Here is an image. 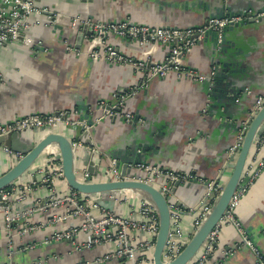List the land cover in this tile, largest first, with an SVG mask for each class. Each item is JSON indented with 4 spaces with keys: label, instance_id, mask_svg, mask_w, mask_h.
Segmentation results:
<instances>
[{
    "label": "crops",
    "instance_id": "1",
    "mask_svg": "<svg viewBox=\"0 0 264 264\" xmlns=\"http://www.w3.org/2000/svg\"><path fill=\"white\" fill-rule=\"evenodd\" d=\"M36 6L53 12L52 19L41 15L28 34L38 47L14 42L0 49V126L32 114L48 115L63 110L79 119L82 105L88 107L89 113L100 102L114 106L120 95L139 85L142 74L133 67L89 58L101 41L133 61L156 63L168 54L167 46L153 42L140 44L111 35L102 40L92 38L81 33L84 24L71 27L74 17L93 22L126 20L161 28H198L205 25L212 14L224 19L248 12L241 26L226 30L228 48L224 56L219 57L211 37L204 36L182 60L183 70L204 76H208L212 68L216 69L212 63L215 57L228 66L229 75L237 79L246 92H240L237 100L227 105L226 112H223L224 107L216 106L214 98L211 100L209 78L193 82L171 72L164 79L147 81L127 102L133 120L138 116L134 128L115 111L113 118L104 120L96 128L95 139L88 136L108 153L144 146V156L150 165L192 176L191 180L180 182L171 194L172 202L184 209L181 225L188 239L194 219L189 209L204 195L202 182L220 173H223V181L227 179L229 171L223 170L226 152L236 141L240 121L246 120L256 99L264 95V0H37ZM251 19L260 20L252 22ZM58 127L67 137L77 138L71 126ZM24 136L35 142L41 133L26 131ZM53 154H57V149L50 146L33 171L16 184L39 182L38 171L47 166L46 159ZM262 161L264 137L254 145L247 165L255 169ZM15 162L13 153L0 149V175ZM82 168L77 162V169ZM156 181L163 183L165 179L159 177ZM53 187L59 194L69 191L61 180ZM47 193L44 188H34L32 196L21 203L23 207L14 204V210L23 212L36 208ZM117 197L114 214L142 220L139 197L123 193ZM98 208L92 213L100 214L102 208ZM55 212L54 215L61 216L63 211ZM52 214V211L34 212L28 219L21 220L22 223L13 225L11 235L1 230L0 220V264H122V259L113 256L116 244L84 248L82 245L88 238L84 233L45 244L52 233L65 231L77 223L74 220L53 222ZM235 219L264 261V166L240 200ZM28 221L33 225L44 224L25 234L15 233ZM149 239L144 233H136L133 238L136 245ZM139 264H150V257L141 258ZM204 264H256V259L251 249L242 243L236 228L223 220L218 225L216 245Z\"/></svg>",
    "mask_w": 264,
    "mask_h": 264
},
{
    "label": "built area",
    "instance_id": "2",
    "mask_svg": "<svg viewBox=\"0 0 264 264\" xmlns=\"http://www.w3.org/2000/svg\"><path fill=\"white\" fill-rule=\"evenodd\" d=\"M36 4L37 0H0V49L14 42H21L26 46L34 45V40L28 35L33 28L34 22H36L41 15L47 16L46 14L53 13L47 9L38 8ZM247 13V11H243L241 16L226 17L219 20L210 19L205 25L198 28H161L147 24H132L128 21H96L92 23L89 20L84 21L78 16L72 18V28H76L79 24H84L86 28L92 25V31L94 33L92 38L96 37L95 33L100 35L99 37L97 36L99 40L111 35L128 41H137L140 44L153 42L162 46H167L169 50L167 56L161 62L153 63L149 60L133 61L129 58H125L115 48L101 41L99 48L93 50L89 54L90 59L103 60L109 64H124L131 66L138 73L142 74V81L139 85L131 87L127 92L120 95L117 99V103L114 106H109V109H106L107 105L104 102L98 103L94 110L100 112V116L95 122L97 123L100 120L113 117L117 114L115 111H119V117L126 123H131L134 117L128 112L126 105L127 102L134 97L137 89L145 86L147 81L156 78L164 79L171 72L184 75L193 82L204 81L208 78L212 79L215 75V68H212L208 76L200 75L192 70H183L182 60L184 55L209 31L215 33L218 37V41H220L223 30L229 25L242 22L246 18ZM80 31L82 33L83 30ZM263 103L264 95L256 99L248 118H250ZM60 125L82 127L85 130L89 129L85 120L78 119L72 116L69 111L63 110L58 112L57 115H30L15 120L6 126H0V136L19 133L29 129L44 128L46 130H53ZM245 127L246 120L241 123L236 141L228 148L223 166L233 162L232 159L235 158L242 143ZM74 145L78 147V149L81 148L80 142H75ZM4 151H6L7 154H12L6 149ZM91 152L95 153L96 148L92 147ZM53 155L50 156L47 166L38 171V174H40L39 182L34 181L32 184H14L1 191V230L11 235L12 226L20 222L22 223L21 220L28 219L34 212L52 211L53 214L50 219H52L53 222L74 220L77 221V223L76 226L70 227L65 231L52 233V235L44 241L45 244L52 240L61 241L69 239L79 233H84L88 237L87 241L82 245L84 248L114 243L117 248L113 256L117 259H122V264H139V260L141 258L144 260L145 257H150V264H153L152 252L155 238L158 233L159 223L158 216L152 206L140 199L139 215L142 218L141 221L134 220L131 217L116 215L104 209H101L98 215L92 213V210L99 209V206L93 203V201L88 202L87 197L71 189L61 194L54 190L53 185L56 181L61 180L65 182V180L60 162L53 160ZM13 156L15 159L20 157L19 154H13ZM263 166L264 161L260 162L259 166L255 169L246 165L241 181L229 201L226 214L221 220L232 224L236 228L242 242L248 246L254 254L256 264H264L263 258L258 249L248 240L245 232L239 226V223L235 219V210L240 200L247 193L248 188L259 175ZM128 167L132 169L135 174L130 177H122L119 168H117V161L115 159H110L108 167L104 169L103 179L111 181L136 180L144 182L157 188L164 196L170 194L173 183L187 182L192 179V176L188 174L177 171H164L150 164L129 165ZM79 175L83 182L90 178L85 168L79 171ZM159 177L164 178L165 181L163 183H158L156 179ZM92 181H94L93 178ZM224 182L223 178L218 180L217 177L210 181L202 182L205 186L204 195L196 206L189 209L190 212L194 213V219L191 223V236L205 220L213 203L221 193ZM34 188H44L48 192L47 197L42 201H38V205L34 209L23 212H20L18 209L14 210V204H21L24 200L31 197ZM58 209L63 211L61 216L54 215L56 213L55 211ZM169 209L170 230L167 242L161 254V261L165 264L173 261L182 252L191 238L190 236L187 239L182 230L181 216L184 213V209L180 208L177 202L171 204ZM57 213H59V211ZM42 224L44 223L41 222L37 225H33L28 221L22 224L23 226L15 233L25 234L31 232L41 227ZM136 233L147 234L150 239L147 242L136 245L133 240ZM217 236L218 226L208 234L200 249V258L196 259L195 257L190 264L205 263V260L212 253L216 245ZM107 258L108 256H106L105 259Z\"/></svg>",
    "mask_w": 264,
    "mask_h": 264
},
{
    "label": "water",
    "instance_id": "3",
    "mask_svg": "<svg viewBox=\"0 0 264 264\" xmlns=\"http://www.w3.org/2000/svg\"><path fill=\"white\" fill-rule=\"evenodd\" d=\"M242 13L243 12L240 13V16ZM46 15L50 16V19H52L53 13ZM210 16L211 18L208 20L219 19L217 14H212ZM226 17L230 16L228 15ZM259 20L251 19L252 22ZM120 21L126 20L106 22ZM91 22L93 23V21ZM242 24L243 23L240 22L227 26L222 32L220 44H218V37L215 33L209 31L205 34V37H211L213 46L217 48L216 50H218L214 51L219 57L221 55L224 56L226 54V47L228 48L225 37L226 30L235 26H241ZM85 33L90 36L94 35L92 31V25L88 26L87 28L84 27L82 34ZM95 36L99 37L100 35L95 33ZM37 45L38 43L34 41V45L29 47H38ZM212 63L215 65L216 71L214 77L212 79L209 78V94L211 100L213 98L216 100V106L218 108L224 107L222 108L223 112H226L227 105L234 103L237 100L238 94H240V92L245 93L246 88L241 86L237 79L234 80L232 75H229L231 73H228V66H226V64H221L219 58L215 57ZM231 72L235 71L232 70ZM211 90L213 91V94ZM81 107L79 119L85 120L89 126V129L85 130L82 127H70V129L73 130V133L78 135L77 138L67 137L62 132V130L59 129V127L53 130H46L44 128L29 129L19 133H11L0 136V149H6L13 154L20 155V157L16 159V162L8 170L0 175V201L1 191L25 179L28 174L33 171L35 164L40 160L45 151L50 146H54L57 149V154L53 155L52 158L53 160L60 162L65 183L72 191L90 198L93 203L111 213H114L115 200L118 198L117 194L120 193L133 194L152 206L158 216L159 223L158 233L155 238V244L152 252V261L153 264H165L161 261V254L164 250L170 230L169 207L171 204H173L171 200V194L175 192L176 188L180 186L181 183H173L170 194L168 196H164L157 188L144 182L136 180H104L103 172L104 169L108 167V162L110 159H115L117 161V168H119L122 177H130L135 174V172L128 167L129 165L150 164L146 160L147 157L144 156L146 154V147L143 148V146L140 149L138 146H134L130 151L108 153V151L104 150L96 142L94 143V140L88 139V136L91 135L93 136V139H95V131L99 124H101L104 120H108L109 118L111 119L113 117H108L96 123L95 121L99 118L100 112L93 109V111L89 113L87 106L82 105ZM106 109H109V106H107ZM57 114L58 113H55L54 115ZM137 119L138 116L135 117V119L131 122L132 124L130 123L133 128L135 127ZM242 122L243 120L240 121L238 130ZM26 131L35 133L39 132L41 133V136L35 140V142H30L24 136V132ZM263 134L264 103L257 111L253 113L250 118H246V127L245 131L243 132L242 143L235 158L232 159L233 162L223 166L224 172L228 170L229 175L224 182L221 193L213 203L205 220L191 236L182 252L173 261L167 264H190L200 252V249L208 234L219 225L223 216L226 214L229 201L241 181V177L246 168L250 153L254 145L261 140ZM75 142H80L81 148L78 149V147L74 145ZM92 147L96 148L95 153L91 152ZM94 157L97 158V161L93 160ZM46 160L48 163L50 157ZM77 162H79L81 166L85 168L90 177L85 182L80 179L79 170L77 169ZM222 176L223 173H220L217 176V179H221ZM91 177L94 181H92ZM18 206L20 208L23 207L21 204H18ZM8 256L11 257V254Z\"/></svg>",
    "mask_w": 264,
    "mask_h": 264
}]
</instances>
